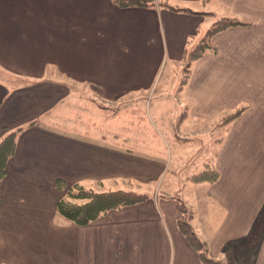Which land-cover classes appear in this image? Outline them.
<instances>
[{
  "label": "crops",
  "instance_id": "1",
  "mask_svg": "<svg viewBox=\"0 0 264 264\" xmlns=\"http://www.w3.org/2000/svg\"><path fill=\"white\" fill-rule=\"evenodd\" d=\"M222 18L244 25L190 61ZM150 94L164 100L162 133L144 136L139 120L103 109ZM14 131L0 264H204L178 230L180 204L209 259L232 263L226 253L244 245L264 207V0H0V142ZM197 151L206 153L197 172L210 165L216 182L195 183V172L157 190L167 156L179 159L176 175ZM75 185L148 199L78 226L57 212ZM253 264H264V240Z\"/></svg>",
  "mask_w": 264,
  "mask_h": 264
},
{
  "label": "trees",
  "instance_id": "2",
  "mask_svg": "<svg viewBox=\"0 0 264 264\" xmlns=\"http://www.w3.org/2000/svg\"><path fill=\"white\" fill-rule=\"evenodd\" d=\"M127 5V3H122ZM170 7V6H168ZM190 12L187 9H175ZM242 22L235 18H222L214 22L205 33L203 39L195 46L190 52V61H196L207 50L211 49V39L216 34L223 32L229 28L242 26ZM185 80L183 81V83ZM245 108H240L235 112L224 116L220 124L226 125L237 119ZM17 131L8 134L0 142V182L5 175V163L14 154L15 139ZM219 173L210 165H206L205 169L190 177V180L195 183H214L218 180ZM59 187L63 184L59 182ZM148 199V195L139 194L130 191H106L96 192L92 189H86L81 186L75 185L70 188L66 197L61 199L57 204L58 214L65 220L72 222L78 226H86L103 214L120 209L122 207L133 206L142 203ZM180 217L177 220V227L182 236L188 243L199 253L200 259L204 264H221L220 261H213L209 259L207 250L197 236L195 235L190 225L191 214L183 204L179 205ZM264 240V207L259 212L253 227L246 238L244 245L240 249H232L226 253L233 263L232 264H253L255 259V250L260 246Z\"/></svg>",
  "mask_w": 264,
  "mask_h": 264
},
{
  "label": "rangeland",
  "instance_id": "3",
  "mask_svg": "<svg viewBox=\"0 0 264 264\" xmlns=\"http://www.w3.org/2000/svg\"><path fill=\"white\" fill-rule=\"evenodd\" d=\"M157 99H153L152 94L150 95H146V96H139L133 100H129V101H125L123 102V105H118V106H114V107H106L103 108L105 111H109V115L110 116H121L123 115L124 118H129V119H136L139 120L138 123L139 125L137 126L136 129H138V132L142 133L144 136H147V134L149 133L150 135V131H153V129L160 131V133L163 132V130H166L168 127V121L165 120L167 119V117L164 119L162 116V112L164 110L163 106H164V100L162 101V97H156ZM154 100L160 101L161 103L159 104L160 108L157 109L159 110V113H154L151 109V104L152 102H154ZM131 101V102H130ZM80 106L83 107H88L89 103L88 102H83L82 100L80 101ZM101 108V107H100ZM172 115H174V117H178V110L175 109L171 111ZM76 113H79L78 111H76ZM131 113V114H130ZM75 114V113H74ZM129 114V116H127ZM161 114V115H158ZM159 117L161 119H159ZM157 121V122H156ZM120 128L122 133L125 134H130V128L129 126L126 125V127H122V122L123 120H120ZM144 139L141 140V143H135V144H131L130 141H124V145L126 147H131L134 146L136 149L137 146L139 145H143ZM169 145V150H175V152H177V148H181L184 145L181 144H175L171 141L168 142ZM176 146V148H175ZM193 146V145H192ZM168 147V146H167ZM187 147H190V145ZM142 152H145L144 150H142ZM168 154V152H167ZM204 154H201L199 151H197L195 154H190L189 158H185L183 159L184 161V165L186 166V163L188 162V167L185 168L184 170L178 172L176 175L173 174L174 170H175V163L176 161H178L179 159H175V155L173 153V157L169 158V156H167V169L164 173V175L161 177L160 181L157 184V190H163L166 187H179V183L183 182L186 183V176L191 175L192 173H195L198 170V166L202 167L200 165V158H202ZM178 156V155H177ZM169 158V159H168ZM198 173V172H197ZM175 176V179H173ZM152 191V190H151ZM233 263V262H232ZM231 262H229V264H232Z\"/></svg>",
  "mask_w": 264,
  "mask_h": 264
}]
</instances>
